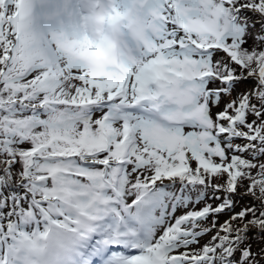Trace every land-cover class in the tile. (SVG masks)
Wrapping results in <instances>:
<instances>
[{
  "label": "snow or ice",
  "instance_id": "1",
  "mask_svg": "<svg viewBox=\"0 0 264 264\" xmlns=\"http://www.w3.org/2000/svg\"><path fill=\"white\" fill-rule=\"evenodd\" d=\"M109 214L115 264H264V0H0V264Z\"/></svg>",
  "mask_w": 264,
  "mask_h": 264
},
{
  "label": "clouds",
  "instance_id": "2",
  "mask_svg": "<svg viewBox=\"0 0 264 264\" xmlns=\"http://www.w3.org/2000/svg\"><path fill=\"white\" fill-rule=\"evenodd\" d=\"M119 40V32L114 34ZM76 235L67 229H54L47 238L28 232L17 241L16 252L26 264H72L76 251Z\"/></svg>",
  "mask_w": 264,
  "mask_h": 264
},
{
  "label": "rangeland",
  "instance_id": "3",
  "mask_svg": "<svg viewBox=\"0 0 264 264\" xmlns=\"http://www.w3.org/2000/svg\"><path fill=\"white\" fill-rule=\"evenodd\" d=\"M241 89H245V88H250L252 87V83L251 82H245L244 84H242L241 86ZM223 219V218H222ZM99 225L102 226L101 227V233L103 235V238L108 236L110 233L114 232L115 230H117L118 228H122L123 225L121 224L120 220L112 214V218H105V216L98 220L96 222V227L99 228ZM93 236V233L90 235V237ZM79 238H75V241L77 242ZM103 243L105 242L104 239L102 240ZM204 241L202 240L201 243H203ZM111 245H115L116 246V249L117 251H121V252H126L127 251V248L123 245H118V244H114L112 243ZM129 254H135L134 252L132 253H129ZM111 258L113 259V256H111ZM114 261V259H113ZM115 264V263H114Z\"/></svg>",
  "mask_w": 264,
  "mask_h": 264
},
{
  "label": "bare ground",
  "instance_id": "4",
  "mask_svg": "<svg viewBox=\"0 0 264 264\" xmlns=\"http://www.w3.org/2000/svg\"><path fill=\"white\" fill-rule=\"evenodd\" d=\"M94 263H95V261H94Z\"/></svg>",
  "mask_w": 264,
  "mask_h": 264
}]
</instances>
